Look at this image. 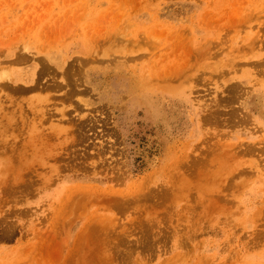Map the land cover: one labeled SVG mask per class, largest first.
Returning <instances> with one entry per match:
<instances>
[{"label": "rangeland", "instance_id": "rangeland-1", "mask_svg": "<svg viewBox=\"0 0 264 264\" xmlns=\"http://www.w3.org/2000/svg\"><path fill=\"white\" fill-rule=\"evenodd\" d=\"M0 264H264V0H0Z\"/></svg>", "mask_w": 264, "mask_h": 264}, {"label": "bare ground", "instance_id": "bare-ground-1", "mask_svg": "<svg viewBox=\"0 0 264 264\" xmlns=\"http://www.w3.org/2000/svg\"><path fill=\"white\" fill-rule=\"evenodd\" d=\"M67 93H68V92H67ZM70 93H71V92H70ZM244 114H245V113H244ZM235 116H236V115H235ZM244 116H245V115H244ZM233 117H234V114H233ZM237 117H238V116H237ZM247 117H248V116H247ZM89 118H90V117H89ZM234 118H235V117H234ZM244 119H245V118H244ZM248 120H249V118H248ZM244 122H245V120H244ZM236 123H237V122H236ZM240 124H241V123H240ZM243 124H244V123H243ZM250 146H251V145H249L248 148H249ZM246 147H247V146H246ZM248 148H247V149H248ZM250 148H251V147H250ZM252 148H253V147H252ZM252 148H251V149H252ZM247 149H246V150H247ZM254 149H255V148H254ZM255 150H256V149H255ZM237 151H238V150H237ZM240 151H241V150H240ZM246 152H247V151H246ZM241 153H242V151H241ZM16 158H17V157H16ZM17 159H18V158H17ZM116 181H117V180H116ZM74 193H75V192H74ZM80 193H81V191H80ZM88 195H89V194H88ZM81 196H82V195H81ZM85 198H86V197H85ZM102 198H103V197H102ZM101 201H102V200H101ZM68 203H69V202H68ZM103 203H104V202H103ZM105 203H106V201H105ZM69 208H70V207H69ZM86 227H87V226H86Z\"/></svg>", "mask_w": 264, "mask_h": 264}]
</instances>
